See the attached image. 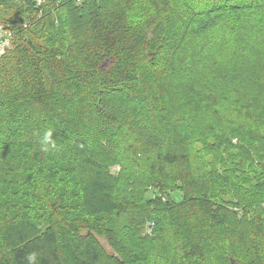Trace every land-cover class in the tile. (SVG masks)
Instances as JSON below:
<instances>
[{
  "label": "trees",
  "instance_id": "obj_1",
  "mask_svg": "<svg viewBox=\"0 0 264 264\" xmlns=\"http://www.w3.org/2000/svg\"><path fill=\"white\" fill-rule=\"evenodd\" d=\"M0 26V264H264V0H0Z\"/></svg>",
  "mask_w": 264,
  "mask_h": 264
},
{
  "label": "built area",
  "instance_id": "obj_2",
  "mask_svg": "<svg viewBox=\"0 0 264 264\" xmlns=\"http://www.w3.org/2000/svg\"><path fill=\"white\" fill-rule=\"evenodd\" d=\"M42 0H39L41 2ZM10 36L11 34L5 35L4 32L2 31V27L0 26V55L5 52V48L10 46ZM119 169V168H118ZM149 229L151 230L150 233L152 232V229L149 226Z\"/></svg>",
  "mask_w": 264,
  "mask_h": 264
},
{
  "label": "rangeland",
  "instance_id": "obj_3",
  "mask_svg": "<svg viewBox=\"0 0 264 264\" xmlns=\"http://www.w3.org/2000/svg\"><path fill=\"white\" fill-rule=\"evenodd\" d=\"M115 170H119L117 166L113 167V171H115ZM150 231H151V230L149 229V224H147L146 227H145V232H146L147 234H149ZM102 241H103V243L106 245V247H107L108 249H110V248H109V245H108L104 240H102Z\"/></svg>",
  "mask_w": 264,
  "mask_h": 264
}]
</instances>
